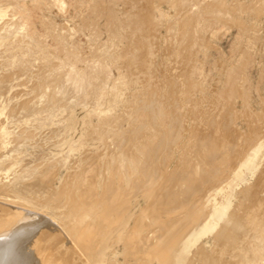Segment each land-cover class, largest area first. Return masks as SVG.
Returning <instances> with one entry per match:
<instances>
[{
	"label": "rangeland",
	"instance_id": "374dc122",
	"mask_svg": "<svg viewBox=\"0 0 264 264\" xmlns=\"http://www.w3.org/2000/svg\"><path fill=\"white\" fill-rule=\"evenodd\" d=\"M0 127L7 129L0 195L12 199L13 183L31 179L38 192L31 202L54 226L76 191L72 181L89 173L96 201L112 177L128 187L141 170L173 172L174 189H181L188 166L196 175L204 168L199 178L207 171L211 179L193 185H203L206 193L197 197L206 209L225 205L216 221L247 211L243 202L255 204L256 191L264 202V178L255 182L264 177V0H0ZM221 137L234 141L223 145ZM255 142L262 146L250 165ZM61 186L74 189L60 200ZM46 192L62 204L38 205ZM149 202L131 197L129 225ZM232 224L204 231L194 225L189 242H201L219 264H234V254L222 251ZM217 232L223 236L214 243ZM65 235L58 249L67 258L78 251L71 259L82 263ZM123 257L117 242L108 264H131ZM256 257L245 264H257Z\"/></svg>",
	"mask_w": 264,
	"mask_h": 264
},
{
	"label": "bare ground",
	"instance_id": "6f19581e",
	"mask_svg": "<svg viewBox=\"0 0 264 264\" xmlns=\"http://www.w3.org/2000/svg\"><path fill=\"white\" fill-rule=\"evenodd\" d=\"M145 116L146 115L144 114V118L145 120H147L148 118H146ZM150 116L152 115L150 114ZM152 118L153 117H151V120H153ZM142 119H143V115H142ZM151 120H149V122ZM227 132L228 130L225 133ZM6 133H7V129H5L4 127H0V145L3 143V138ZM230 133H232V131ZM231 135L233 136V134ZM231 135L228 134L229 137ZM129 136L131 137V134ZM224 136L222 137L225 139L226 137ZM127 137L128 136H126V138ZM210 139L213 140L214 138H210ZM210 139L207 138L206 139L207 142ZM222 139L221 140L218 139V140L222 141ZM224 139L222 141L223 145L224 142L226 141V140L224 141ZM127 140L125 141L129 142L130 144L131 141H127ZM214 140L213 143L215 145L217 141L215 142ZM230 140L229 142L231 145V143L234 140L232 142ZM251 140H253V138ZM126 142H121V144L124 143L125 145ZM229 142L227 143L228 145ZM209 143L211 144V140L209 141ZM261 143H257V144L256 142L253 144L250 143L249 147H251L252 149L248 159V161H250L251 163L250 165H252L254 156L256 155V151L260 147ZM227 144L225 145L226 147ZM126 147L128 148V146ZM239 149H241V146ZM245 149L249 150V148H245ZM246 150L244 151L247 152L248 150L247 151ZM229 151L228 153H231V149ZM237 154H238L237 157L240 158L242 157L240 156L239 153H236V155ZM230 156L232 157V154ZM209 161L211 162L212 160ZM210 162L208 163V165L213 164L215 166V163L212 162L210 163ZM210 166L208 167L206 166L207 169L205 168V170L211 171L212 167L210 169ZM188 167L187 169L184 170L186 172L185 180L187 182V185L184 184L186 185L184 188L179 189L178 188L179 185H178L177 186L178 189L177 188L174 189L176 183L173 184L174 182H172V180L174 179L173 172L164 173L163 175L165 176L162 177L158 175L159 173L158 174L155 173L153 169L152 170L149 169V172L146 171L144 172L141 170V172L139 171L140 172L139 175L137 174L138 176H136V178L130 181L128 187L114 177L106 180L105 183L101 186V191L98 192V195L100 193L101 196L100 197L98 196L99 197L98 200L96 197V201H93L94 199L92 200L91 198L92 195L94 196L95 194H97V190H96L97 187L96 188L93 187L95 186L94 185L95 181L94 179L93 180L90 179L89 177L90 173L86 176L81 175L83 177V178L81 177V179L79 175H78L79 176L78 179H76L73 175V178H75V180H73L72 182L75 184L73 185L75 186L76 191L74 192L72 191L73 193H71V195L69 196V193H67L66 191L71 192V189H74L73 188L74 186L70 188V190L68 187L66 191H64L65 187L64 188H62V186L59 187L60 189H63L62 191H60V194L66 192L70 200L68 203H66L67 205H65V208L62 210L63 212L61 211V213H59L54 217L58 221L57 223L60 224V226L58 227H56V225L59 224H55L54 226L53 225L54 222L52 223L51 218L49 216L43 215L44 213L43 214L40 213L39 211L40 208H37L36 205L32 204L31 197L35 196L38 192L34 187L35 185L31 179L25 182L24 184L21 182L18 183L19 181L13 183L12 199L0 195V264H78V263L108 264V259L110 257V253L112 251L113 245L117 242H121L123 256L129 259L130 260L129 263L131 264H212L213 260L217 258L214 257L217 255V252L216 253L214 252L215 254L213 253L214 258H212V256L210 257L207 254V252L203 250L204 248L202 247L203 244L201 245V242L192 245V243L189 241H191L190 239H192V236L195 235L196 233V230L195 229L193 230L192 228L194 225H197L199 230L204 231V229L205 230L212 229L216 224L225 225L227 223H234L232 224L234 225L232 227V230L229 229L228 231V233L232 232L233 234L229 233V235L227 236V238L230 236L227 239L228 244L227 245H224L225 243L223 244L225 247L222 251L225 253L226 252L230 253V255L228 254L229 256H232L231 254H234V256L236 257L235 262L234 261L231 262H233L234 264L235 263L245 264L244 260L247 259V256L254 255V257L257 256L256 258H258V261L256 260L257 264H264V233H263L264 211H261L262 206L264 205V202L262 200L263 196L259 195L260 193L258 194L259 191H256V194L253 195V198L256 199L255 204L252 205L249 202H248L249 204L243 202V204H246L244 208L246 207L248 208L246 209L247 211L241 210L242 211L241 213H237V214L235 213V215L229 214L227 217L216 221V218L220 216L221 212L225 208V205L222 206L221 209H214L213 207L206 209L207 207L204 204L202 205L200 204L203 199H200L201 197H197L199 195L198 191L200 192L203 191V193L204 192L206 193V191L202 190L203 185L194 187L195 185L194 182L198 181V180L195 181L196 179H200L199 182H203V183H205L206 180L211 179V178H206L208 177L209 172L208 175H206L205 172L207 171L204 172L202 171V173H204L206 176L201 173L204 177L201 175V178H199L200 176H198V174L201 172V170H204V168L201 169L200 172L198 171L199 173H197L196 175L197 171L194 172L191 166ZM87 171L89 172L90 170ZM39 177L40 179L41 178L43 179V180L41 179L42 181H44L42 182V185H45L47 179L45 180L44 177L41 176ZM39 177L37 179H39ZM32 178L34 179V177ZM162 178L165 179V180L163 179V182H162ZM262 178L264 177H261V179L260 177H258L255 182H260ZM201 179L203 180L206 179V180L201 181ZM71 180L72 177L70 181ZM169 180H171V183L173 184L172 188L170 185L171 183L168 182ZM165 181H167L168 183H166ZM183 182L181 186L183 185ZM213 182L214 181H212V183ZM166 186H168L170 189H168V187ZM204 189H208V188L205 187ZM195 192L197 193L194 194ZM26 193H29L30 195H27ZM44 195L45 193L43 194V196ZM46 195L49 194L47 193ZM52 195H49L47 197L44 196V200L41 196L39 197V195H37L39 197L38 199L42 198L41 200H39L41 201V204H38V202L37 204L40 205L41 207L44 206L49 208L57 207L58 204L60 203V200L63 199L62 198L63 194L61 195V198L59 196L55 197ZM138 196H140L142 199L143 198L147 200L149 199L150 204L147 203L148 205L145 206L144 208L140 207L141 208L139 209L140 211L136 213L137 218L135 214L133 218L135 221L132 222L133 224L129 225L128 220L131 215L129 212V206L131 205L130 199L131 197L137 199ZM244 197H248V196L243 195V198ZM205 210L207 214L204 215L203 213L205 212ZM186 213L187 214L189 213L191 217L189 220H186L187 224H184L185 220L183 219V217L185 218L184 215ZM140 218L141 220H138ZM142 218L143 219L146 218L147 221L146 220L143 221ZM147 218H149V220ZM64 232L67 234L68 238H70L73 241L72 244H75L78 247V249H80V251L82 252L81 254L84 255L81 256V257H85L82 258L83 261L82 263H80L81 260H79V262L77 261L76 263L74 262L75 260L71 259V257L72 258L76 257V255L79 253L78 251L75 257L72 255L73 253H75L73 251V253H71L70 255L71 257L67 258L69 255H67L66 257L67 253H65V256H63L62 254L63 250L60 251V248L58 249L59 246L62 249V246L59 245V243H62L60 241H63L64 235L62 236V234H64ZM225 232H223V234ZM230 234L234 236L232 237ZM67 236L65 235L66 238ZM220 236L223 235L217 232L212 238L214 239L213 242L215 243L216 239L220 238ZM224 239L226 238H223V240ZM65 241H67L66 242L67 245L69 244L68 242H70V240L68 239L66 240L64 239V242ZM64 242L63 244H65ZM215 246L217 247V243L215 244ZM64 247L65 246H63V248ZM68 247L70 248L69 245ZM73 247L75 248L74 245ZM67 249L68 248H65L66 252ZM221 252L219 253V255L222 254ZM81 257H77V258L79 259ZM125 258L123 257L122 259ZM83 259L84 260L86 259L85 262ZM211 259H213L212 263H211ZM120 263L123 264L124 262L122 261ZM214 263L219 264V262L216 261Z\"/></svg>",
	"mask_w": 264,
	"mask_h": 264
}]
</instances>
